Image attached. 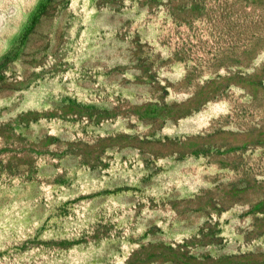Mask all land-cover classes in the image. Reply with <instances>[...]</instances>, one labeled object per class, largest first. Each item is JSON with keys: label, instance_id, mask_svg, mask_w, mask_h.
I'll list each match as a JSON object with an SVG mask.
<instances>
[{"label": "rangeland", "instance_id": "1", "mask_svg": "<svg viewBox=\"0 0 264 264\" xmlns=\"http://www.w3.org/2000/svg\"><path fill=\"white\" fill-rule=\"evenodd\" d=\"M0 264H264V0H0Z\"/></svg>", "mask_w": 264, "mask_h": 264}]
</instances>
